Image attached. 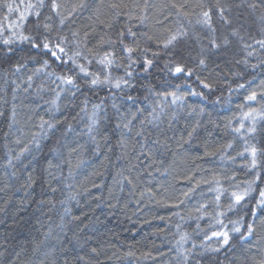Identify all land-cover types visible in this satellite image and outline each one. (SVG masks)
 I'll return each mask as SVG.
<instances>
[{"label": "trees", "instance_id": "16d2710c", "mask_svg": "<svg viewBox=\"0 0 264 264\" xmlns=\"http://www.w3.org/2000/svg\"><path fill=\"white\" fill-rule=\"evenodd\" d=\"M11 2L0 0V19L6 14L5 4ZM50 2L45 0L39 19L50 23L52 31L45 33L41 28L40 32L50 35L53 45L59 42L57 37H66L63 46L69 55L77 45L84 56H89L88 49L95 52L98 47L102 54L108 46H99L101 38L115 40L127 27L137 33L139 49L147 51L133 52L132 63L118 45L120 67L114 66L111 76L123 77L128 85L91 88L81 76L77 80L80 90L73 89L72 95L57 88L55 76L46 74L60 75L71 65L54 61L27 41L13 44L8 56L0 45V264H184L179 253L185 250H190L186 264H256L264 255V214L254 217L250 210L264 189V158L257 169H250V156L239 153L245 141L264 148V119L258 117L255 133H248L252 121L243 118L251 109L264 110V48L255 43L264 38L260 19L264 8L249 7L259 0H149L155 7L149 10L144 26L127 15L112 19L107 5L118 0H95L94 7L74 13L60 25L48 7ZM123 2L129 6L123 11L136 16L135 4L143 0ZM218 2L228 9L225 16L230 24L220 19ZM173 3L184 4L181 11L189 13L179 20L187 35L166 49L163 41L179 27L177 10L170 7ZM209 9L214 33L197 23L199 13ZM48 15L52 20L45 21ZM35 19L29 17L25 35H37ZM234 30L238 35L232 34ZM225 36L227 45L223 44ZM213 38L220 47H212ZM125 43L136 47L131 37ZM145 57L153 60L147 72ZM202 57L206 66L199 65ZM45 59L49 67L33 75ZM173 61L192 68L193 74L169 73L165 65L171 67ZM78 62L90 71H100L95 60L91 65L83 58ZM16 63L23 65L19 72ZM130 63L132 75L127 76ZM28 76L33 77L31 88ZM172 91L179 97L175 102L171 96L165 100L158 95ZM252 91L257 99L248 101ZM58 92L56 111L50 102ZM94 105H100L99 119L89 134ZM53 116L59 122L54 131L37 136V148L32 134L41 132V117L52 120ZM129 120V128H123ZM241 122L244 128L237 133ZM25 146L31 151L17 159ZM251 181H255L254 190L246 206H238L223 219L231 229L229 219L243 217L242 223L254 225V236L244 243L231 234L230 244L224 247L215 237L205 239L220 230L212 227L213 217L230 202L225 193L217 209L216 193L209 189L243 190ZM202 204L207 207L197 212ZM184 234L188 239L178 252L177 241Z\"/></svg>", "mask_w": 264, "mask_h": 264}, {"label": "snow or ice", "instance_id": "6c2138e0", "mask_svg": "<svg viewBox=\"0 0 264 264\" xmlns=\"http://www.w3.org/2000/svg\"><path fill=\"white\" fill-rule=\"evenodd\" d=\"M95 5V0H75V2L69 3L68 0H51L48 7L50 8V11L54 13L57 17H59V23L60 25H63L66 20H68L69 17H71L74 13L82 12L84 10H89ZM6 14L2 19H0V45L4 46L5 52L4 55L8 56L9 54L13 53L14 49L11 47L13 44L17 43V41L23 43L27 41L33 49H40L45 52V54H50L51 58L54 61H60L62 65H71L69 67H66L63 70V73L60 75H56L55 72L46 73L48 76H55V81H59L57 84V88H60L61 91H68L72 95H75V92L72 90L75 89L76 91L80 90V84L77 83V80L81 78V76L85 79V82L88 84L91 88H96L103 85H108L114 88H121L123 85H128V80L124 79L123 77L119 78H113L111 76V69L115 67H120V65L116 62L117 61V55H116V48L119 45L120 50L127 53V59L129 61H132V53L137 51L139 49V44L136 42V36L137 33L132 30L131 27H127L126 31H120L117 33V37L115 40L108 38L104 39L101 38L99 42V46L102 47L104 45L108 46V50L101 52L99 51V47L95 52H93L92 49H88V54L91 56V59H89V56H84L81 50H79V45H77V50L73 51L71 55H69L68 51H66L65 41L66 37H57L58 43L52 44V38L50 35H45L40 32V29L43 28L45 33H50L52 31V25L47 22H41L39 19L41 16V9L45 7V0H19V3H16V0H12L11 3H6ZM107 7L110 9V14L112 19H116L120 17L121 15H127L129 20L136 19L140 22V25L144 26L146 24V21L149 19V10L155 7L154 4L150 3L149 0H143L142 3L137 2L135 4V7L139 9V13L136 16H133L131 12H124V9H128V5L123 2V0H118V2H113L107 5ZM163 7H169L168 5H164ZM171 8L176 9V16H177V23L179 24V20L181 17H187L189 13L187 11H181L184 9V4H171ZM199 7H203V5H199ZM249 7L255 10L257 7L264 8V0H259L258 3H251L249 4ZM99 9H97L98 11ZM228 9L225 7L220 6L219 2L217 3V11L219 13L220 19L225 22V24H230L231 21L225 16V12ZM15 16L13 19L12 17ZM29 17H35L34 21V29L36 30L37 35H25L23 29L26 26L27 21L29 20ZM99 19V17H97ZM261 21H264V15L260 17ZM52 20V16L48 15L45 17V21ZM101 23H104V21H101ZM191 23V21H189ZM198 24H202L205 27L209 28L211 32H215V28L212 26V14L211 9L207 11H202L199 13V18L197 19ZM107 27H111V23L106 24ZM8 33V35H5V33ZM262 32H264V29H262ZM143 36L147 37V39H152V37L148 36L146 32L141 33ZM233 35H238V33L234 30ZM187 32L184 30L183 25L179 24V27L177 30L169 35V37L163 41V47L169 48V46H173L176 41H178L181 37L186 36ZM73 37L77 36L76 32L72 33ZM37 37H40L39 41L37 40ZM131 37L133 40V43L136 44V47L134 48L130 44L125 43V40L127 38ZM243 40V37L240 38ZM229 43L228 37L225 36L223 39V44L227 45ZM255 43L259 44L261 48H264V38L255 41ZM210 44L213 48L220 47L219 44L216 43L215 38L210 40ZM246 48L251 47V45H245ZM140 51H147L146 49H139ZM158 55V53H153V56ZM251 55V53H249ZM67 57V59H65ZM83 58L87 60L88 64L91 65L93 60L100 66L99 72L90 71L88 67L85 66L83 63H79V59ZM34 59V57H33ZM132 63H135V61H132ZM172 66L170 67L168 64L165 65L169 73H172L173 75H187L191 76L193 74V69L187 67L186 65L171 62ZM153 60L149 59L147 57L144 58L143 61V67L144 71L147 72L149 68L152 66ZM200 66H206V57H202L199 60ZM21 67L23 65L16 63L14 65V68L17 72L20 71ZM49 67V60L45 59L41 65L40 68H37L33 75L39 74L43 69H46ZM255 67V66H254ZM128 68H131V63L128 65V67L125 69L126 75L131 76L132 73L128 71ZM101 73H103V76H101ZM33 77L28 76L27 83L28 88H31V82ZM199 79V77H198ZM54 81V83H55ZM15 83V81H13ZM67 86L66 88H62L61 86ZM205 88H208L209 85L207 83L204 84ZM240 87H243L241 85ZM17 88H19V85H17ZM16 89H13V92L15 94ZM27 91V88L25 89ZM195 94V93H193ZM159 96H161L163 99H167V97L171 96L173 98V102H175L179 97L177 96V93L175 91L172 92H163L159 93ZM60 93H57V98L55 100H52L50 103L56 107V111H59V107L57 105V100L59 99ZM262 96H264V93H262ZM15 98V95H14ZM129 100L132 99L131 96L128 97ZM246 99L248 101H255L257 99V93L255 91H252ZM49 103V102H46ZM113 107H116L113 105ZM100 108V105H94L93 106V112L92 115L89 117V120L91 123L88 125V132L91 134L93 131H95V127L98 124V112L97 110ZM16 106L13 105V123H15V116H16ZM48 111H52V109H48ZM83 111V109H82ZM153 112H155V109H153ZM264 119V110H257V109H251L249 112L244 113V119L251 120L252 126L247 129L248 133H255L256 131V122L257 118ZM132 118L135 119V114H132ZM59 121L56 120L55 116H53L52 120H45L43 117L40 118V124L39 128L41 129V132L39 134L33 133L32 134V142L35 143L36 147H40L39 140L37 139V136H46L48 132L54 131L56 128V124ZM131 124V120H129L127 123L123 124V128L128 129L129 125ZM12 125L10 124L9 127ZM69 127H71L69 125ZM117 127H121V125H117ZM244 128L243 122H241V125L239 128H236L235 131L239 133L241 129ZM193 132H195V128H193L192 132L188 133V136L191 137ZM137 135H140V133H137ZM93 139L95 137H92ZM17 143L20 142L19 139L16 141ZM123 142V141H121ZM231 145H229L230 147ZM75 149H73L74 151ZM31 150L25 146L21 152L16 157L19 159L20 157L24 156L25 153L30 152ZM53 151H56V149H53ZM245 154H248L250 156V164L248 167L250 169H257L260 165L261 159L264 158V148L257 147L256 144H249L247 141H245V148L244 151L239 153L241 156H245ZM11 163V161H9ZM49 166H51V162H49ZM79 166V165H77ZM256 179H260L261 173L257 171L255 173ZM131 182V181H129ZM216 183L219 185V181H216ZM255 181H251L248 183V186L244 188L243 190H233L229 191L228 189H224L222 186L217 188H210L209 191L215 192L214 200L216 202L217 209L221 208L220 201L221 197L227 193L229 203L227 205V208L225 210L217 211L215 213V216L213 219L215 220V224L212 225V227L219 226L220 230L212 231L211 236H205V239L211 240L213 237H215L220 247H224L230 244V241L232 239L231 234H235L237 238L244 242L248 243V239L255 234V228L252 223L244 224L242 223L243 217H241L239 220H231L229 219L228 223L232 225L231 229H228V225L224 223V217L227 216L229 212L235 211L238 206H241L246 201V198L249 197L250 193L254 190L252 188V184H254ZM239 188V186H237ZM190 191H194V189H191ZM185 196L188 195V193L184 194ZM183 203V201H181ZM246 206V204H244ZM206 205H200L199 208L196 209L197 212H201L203 209H205ZM67 211V210H66ZM264 214V189L260 190L259 192V199L256 200V206L250 210V213L252 216H256L257 213ZM202 218V217H199ZM262 226H264V221L261 222ZM188 239L187 234H184L181 236L180 240L177 241L178 245V252L179 247L182 246V244ZM196 245L193 244V248H195ZM213 251H219V248L212 249ZM190 253V250H185L184 253H179L182 256V259L184 261V264H186L188 259V254ZM131 255V253H129ZM150 255V254H146ZM256 264H264V255L261 256V259L256 262Z\"/></svg>", "mask_w": 264, "mask_h": 264}]
</instances>
